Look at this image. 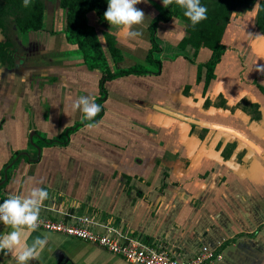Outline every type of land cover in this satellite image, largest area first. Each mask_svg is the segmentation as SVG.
<instances>
[{
    "label": "crops",
    "instance_id": "1",
    "mask_svg": "<svg viewBox=\"0 0 264 264\" xmlns=\"http://www.w3.org/2000/svg\"><path fill=\"white\" fill-rule=\"evenodd\" d=\"M136 7L145 18L135 38L88 18L111 72L142 71L114 79L68 42L57 0H46L43 30H8L15 66L0 62V203L39 187L49 193L45 217L93 216L179 259L207 246L223 253L217 264H264V36L255 17L232 14L209 81L213 52L183 45L189 24L161 20L153 35L163 2ZM81 96L101 106L94 121L73 108ZM9 231L0 225V235ZM42 234L49 244L29 264H131L42 230H25L22 243ZM0 264L16 259L0 253Z\"/></svg>",
    "mask_w": 264,
    "mask_h": 264
},
{
    "label": "trees",
    "instance_id": "2",
    "mask_svg": "<svg viewBox=\"0 0 264 264\" xmlns=\"http://www.w3.org/2000/svg\"><path fill=\"white\" fill-rule=\"evenodd\" d=\"M162 2V0H158ZM256 0H201V5L207 8V19L192 26L183 14V9L172 4L164 8L161 15L155 18L152 26L154 35L157 22L178 18L189 24V36L183 40V45H193L195 52L202 46L209 48L213 54L208 62L207 80L214 77V69L220 62L225 51L223 44L224 32L228 23V13L231 6L244 5L250 11ZM61 18L65 16V34L68 42L75 47L91 69L101 68L107 72L109 79L129 74H141V69L111 72L108 67L105 53L100 44L96 29L89 24V15L94 14L101 21H105L104 13L108 8V0H58ZM64 15V16H63ZM44 0H32L27 8L23 0H0V29L6 38L5 43H0V62L7 69H14L13 42L7 34L9 28H15L20 34L28 35L40 31L43 27ZM257 25L264 31V0H261ZM154 37V36H153ZM110 53L114 60L120 59V51L106 35ZM258 108H256V111ZM258 113V111H257Z\"/></svg>",
    "mask_w": 264,
    "mask_h": 264
},
{
    "label": "clouds",
    "instance_id": "3",
    "mask_svg": "<svg viewBox=\"0 0 264 264\" xmlns=\"http://www.w3.org/2000/svg\"><path fill=\"white\" fill-rule=\"evenodd\" d=\"M31 2L32 0H23V6L27 8ZM162 2L165 7L175 4L183 9L184 16L189 19L193 27L207 19V8L201 5V0H162ZM139 3L141 0H108L104 19L122 36L135 38L140 33L133 28L142 24L145 18V13L136 7ZM259 8L260 4L257 3L246 15L254 19ZM258 71H264V67L258 68ZM72 106L80 110L87 121H94L102 110L99 104L87 96L79 97ZM48 198V191L34 187L27 196L13 195L0 203V223L6 228H11V231L0 235V253L13 255L16 264H29V261L36 260L49 244L47 234L36 236L31 244L22 243L25 230L37 231L40 211Z\"/></svg>",
    "mask_w": 264,
    "mask_h": 264
},
{
    "label": "built area",
    "instance_id": "4",
    "mask_svg": "<svg viewBox=\"0 0 264 264\" xmlns=\"http://www.w3.org/2000/svg\"><path fill=\"white\" fill-rule=\"evenodd\" d=\"M37 230L62 234L98 245L131 264H217L223 260L222 252L207 246H202L193 258L179 259L162 247L126 236L114 226L103 225L95 217L88 215L76 218L73 223L40 215Z\"/></svg>",
    "mask_w": 264,
    "mask_h": 264
},
{
    "label": "flooded vegetation",
    "instance_id": "5",
    "mask_svg": "<svg viewBox=\"0 0 264 264\" xmlns=\"http://www.w3.org/2000/svg\"><path fill=\"white\" fill-rule=\"evenodd\" d=\"M57 1H58V0H57ZM257 3H259V4L261 5V0H256L255 3H254V5L252 6V9L255 7V5H256ZM45 7H46V0H44V15H45ZM244 7H245L244 5H238V4H237V6H231V7H230V9H229V13H228L229 18H228L227 26L231 23V16H232L233 13L243 14V13H248V12H249L248 10H245ZM252 9H251V10H252ZM259 11H260V8H259V10L256 12V14H255V25H256V28H257L258 32L261 33V34L264 36V31L260 28V26L257 25V19H258ZM44 17H45V16H44ZM60 22H62V18H61ZM227 26H226V29H227ZM43 28H44V18H43V27H42L41 30H43ZM226 29H225V30H226ZM9 30H10V28H9ZM41 30H40V31H41ZM2 32H3V31H2ZM32 33H33V32H32ZM21 35H22V34H21ZM225 48H226V46H225ZM211 57H212V56H211ZM221 57H222V56H221ZM255 108H258V107H255Z\"/></svg>",
    "mask_w": 264,
    "mask_h": 264
},
{
    "label": "water",
    "instance_id": "6",
    "mask_svg": "<svg viewBox=\"0 0 264 264\" xmlns=\"http://www.w3.org/2000/svg\"><path fill=\"white\" fill-rule=\"evenodd\" d=\"M7 40L5 38V36L3 35V32L0 29V43H5Z\"/></svg>",
    "mask_w": 264,
    "mask_h": 264
},
{
    "label": "rangeland",
    "instance_id": "7",
    "mask_svg": "<svg viewBox=\"0 0 264 264\" xmlns=\"http://www.w3.org/2000/svg\"><path fill=\"white\" fill-rule=\"evenodd\" d=\"M102 37H103V35H102ZM157 38V37H156ZM157 40H158V38H157ZM1 225V224H0Z\"/></svg>",
    "mask_w": 264,
    "mask_h": 264
}]
</instances>
